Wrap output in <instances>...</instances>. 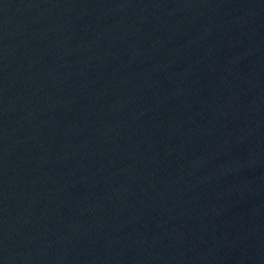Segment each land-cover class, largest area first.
<instances>
[{
	"label": "water",
	"instance_id": "obj_1",
	"mask_svg": "<svg viewBox=\"0 0 264 264\" xmlns=\"http://www.w3.org/2000/svg\"><path fill=\"white\" fill-rule=\"evenodd\" d=\"M0 264H264V0H0Z\"/></svg>",
	"mask_w": 264,
	"mask_h": 264
}]
</instances>
